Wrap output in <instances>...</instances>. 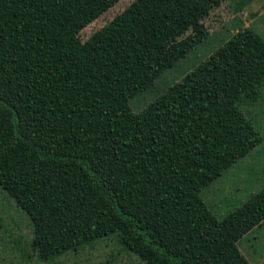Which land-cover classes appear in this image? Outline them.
Wrapping results in <instances>:
<instances>
[{
  "label": "trees",
  "instance_id": "trees-1",
  "mask_svg": "<svg viewBox=\"0 0 264 264\" xmlns=\"http://www.w3.org/2000/svg\"><path fill=\"white\" fill-rule=\"evenodd\" d=\"M118 1L0 0V189L43 262L115 234L142 264H250L236 242L264 219V188L221 220L201 192L263 141L244 107L264 39L241 28L133 112L125 84L204 41L225 0H136L81 42Z\"/></svg>",
  "mask_w": 264,
  "mask_h": 264
},
{
  "label": "rangeland",
  "instance_id": "rangeland-1",
  "mask_svg": "<svg viewBox=\"0 0 264 264\" xmlns=\"http://www.w3.org/2000/svg\"><path fill=\"white\" fill-rule=\"evenodd\" d=\"M134 1L136 0H119L78 33L80 41H88L92 35L107 26ZM239 1L225 0L219 7L212 10L202 25V29L207 33L204 41L179 57L174 50H170L163 59L153 61L125 84L127 94L131 97L129 105L133 112L143 110L167 86L180 81L186 73L204 62L246 23L259 32L264 39V25L260 23L264 21V10L255 12V9L248 6L250 4L248 2L244 9L235 12ZM259 12L262 14L258 15ZM244 110L255 121V127L263 138L261 145L263 149L259 148L239 162L264 161V86L259 99L245 106ZM240 172L242 171L238 169L227 170L220 180L216 179L212 182V189L215 190L217 185L223 182L229 185L227 187H232L236 182H240ZM202 197L219 220L236 206L235 203L228 204L225 212V206L223 208L218 206L215 200L208 201L204 192ZM31 238L30 217L17 206L13 198L0 189V264H142L138 256L127 251L117 242L115 234L46 262L40 261L33 252Z\"/></svg>",
  "mask_w": 264,
  "mask_h": 264
},
{
  "label": "crops",
  "instance_id": "crops-1",
  "mask_svg": "<svg viewBox=\"0 0 264 264\" xmlns=\"http://www.w3.org/2000/svg\"><path fill=\"white\" fill-rule=\"evenodd\" d=\"M249 3L250 4L248 6L255 9V12L258 10H264V0H251ZM246 6L247 5H245L244 8ZM261 14H262L261 12L258 13V15H261ZM260 23L264 25V21ZM245 27H249L248 23H246L243 28ZM257 33L259 34V32ZM262 143L256 146L253 150H251L250 151L251 153L249 152L245 157L241 159L244 160L250 154H252L253 152H256V150H258L259 148L263 149V147H261ZM231 169L232 170L238 169L242 171L239 173L241 175L240 177L241 183L236 182L235 184L232 185V187L231 186L227 187L229 185L224 182L222 184L219 183L215 190L212 189L211 187L212 183H211L208 187L204 188L201 192L202 200L204 201L208 209L213 214L214 212L210 209V207L208 206V204L205 202V200L202 197L203 192L205 193V197L206 199H208V201L215 200L217 205L222 208L224 206L225 208L228 207L229 206L228 204L235 203L236 205L235 209H236L241 204L246 202L251 196L255 195L256 193H258L260 190L264 188V161H253V162L246 161L243 163V161L239 162L238 160L227 170H231ZM224 173L221 176H223ZM221 176L218 177L217 179L220 180L222 178ZM246 186L251 187V188H247ZM226 211H227V208L225 212ZM230 212H226V213L229 214ZM236 246L239 252L242 254V256L250 264H264V219L260 221L258 224H256L255 226H253L245 234H243L237 240Z\"/></svg>",
  "mask_w": 264,
  "mask_h": 264
}]
</instances>
